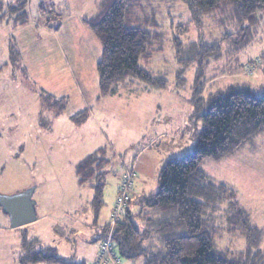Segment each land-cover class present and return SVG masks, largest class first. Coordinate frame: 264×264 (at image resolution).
Segmentation results:
<instances>
[{
    "label": "rangeland",
    "instance_id": "374dc122",
    "mask_svg": "<svg viewBox=\"0 0 264 264\" xmlns=\"http://www.w3.org/2000/svg\"><path fill=\"white\" fill-rule=\"evenodd\" d=\"M19 1L4 0L7 5ZM26 1L25 25L0 24V192L35 187L38 218L12 227L0 206V264H21L24 232L55 247L59 256L93 264L95 239L110 217L123 169L134 165L136 198L158 190L167 160L194 151L190 117L199 66L197 61L183 66L176 44L219 45L204 78L221 75L215 85L207 82L204 96L229 86H248L262 95L264 9L255 21L240 22L226 5L199 22L183 0H138V13L161 47L142 65L167 75V86L149 90L137 81L100 98L96 66L102 45L85 22L96 12L97 0ZM56 99H64L65 107L45 105ZM101 147L114 164L106 175L105 202L95 212L93 187L78 184L76 164ZM202 166L214 182L232 187L252 221L264 227V132L233 156L206 158ZM219 248L241 251L246 241L225 232ZM120 259V264H144L143 257Z\"/></svg>",
    "mask_w": 264,
    "mask_h": 264
},
{
    "label": "trees",
    "instance_id": "16d2710c",
    "mask_svg": "<svg viewBox=\"0 0 264 264\" xmlns=\"http://www.w3.org/2000/svg\"><path fill=\"white\" fill-rule=\"evenodd\" d=\"M200 22L230 5L237 21H255L264 0H183ZM138 0H99L94 15L85 22L99 39L102 53L97 63L100 98L115 94L119 87L143 81L149 89L165 88L167 75L155 73L142 63L150 62L160 40L139 15ZM27 1L7 5L0 0V24L15 26L28 22ZM219 45L205 42L176 44L183 66L198 62L194 111V151L167 160L158 175V190L129 200L125 213L114 232L118 256L144 258V264H264V227L252 221L235 190L214 182L202 164L206 158L221 160L233 156L242 146L264 132V94L256 95L248 86H229L203 95L210 57ZM220 52V49H219ZM49 99V98H47ZM45 105L64 108V99ZM113 160L101 147L76 164L80 186L90 185L95 212L104 204L106 175ZM134 166V165H133ZM133 204L139 205L137 212ZM107 224V223H106ZM106 225L102 229L105 233ZM227 232L246 241V248L230 251L219 248V240ZM21 264H86L62 257L57 249L37 237L22 234Z\"/></svg>",
    "mask_w": 264,
    "mask_h": 264
},
{
    "label": "built area",
    "instance_id": "2783aa9c",
    "mask_svg": "<svg viewBox=\"0 0 264 264\" xmlns=\"http://www.w3.org/2000/svg\"><path fill=\"white\" fill-rule=\"evenodd\" d=\"M137 175L134 166L123 169L116 199L113 202L105 233L98 239V253L93 264H120L121 259L114 247V232L126 211Z\"/></svg>",
    "mask_w": 264,
    "mask_h": 264
},
{
    "label": "water",
    "instance_id": "95a60500",
    "mask_svg": "<svg viewBox=\"0 0 264 264\" xmlns=\"http://www.w3.org/2000/svg\"><path fill=\"white\" fill-rule=\"evenodd\" d=\"M35 187L15 194L0 192V206L9 215L12 227H20L38 218L36 200L33 198Z\"/></svg>",
    "mask_w": 264,
    "mask_h": 264
},
{
    "label": "crops",
    "instance_id": "0c3cea01",
    "mask_svg": "<svg viewBox=\"0 0 264 264\" xmlns=\"http://www.w3.org/2000/svg\"><path fill=\"white\" fill-rule=\"evenodd\" d=\"M99 2V0H97L96 1V6H97V3ZM96 10H97V8H96ZM95 14V13H94ZM221 74H218V75H216V77L214 76V77H212V78H210V79H208V83L209 84H213V85H215L216 83H217V81H218V78H219V76H220ZM211 82V83H210ZM212 85V86H213ZM206 89V88H205ZM150 90V89H149ZM216 91H218V90H216ZM118 190V189H117ZM117 193V192H116ZM142 194H145V193H140L139 195H142ZM132 197H135L134 196V194H133V196ZM242 205V204H241ZM112 206H113V204H112ZM132 207V206H131ZM132 209V208H131ZM133 211V210H132ZM252 216V215H251ZM106 223H107V221L100 227V230L98 231V233H97V237H96V241H98V239L100 238V236H101V233H102V229H103V227L106 225ZM33 237H37V238H39L38 236H33ZM40 239V238H39ZM41 240V239H40ZM96 245H97V242H96ZM98 246V245H97ZM96 254H97V252H96ZM96 255H95V257H94V259H93V261H92V263H94V261L96 260Z\"/></svg>",
    "mask_w": 264,
    "mask_h": 264
}]
</instances>
